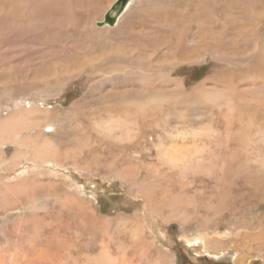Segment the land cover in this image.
Instances as JSON below:
<instances>
[{"label":"rangeland","instance_id":"1","mask_svg":"<svg viewBox=\"0 0 264 264\" xmlns=\"http://www.w3.org/2000/svg\"><path fill=\"white\" fill-rule=\"evenodd\" d=\"M63 1L33 5V39L7 35L0 44V52L15 48L0 58V117L17 102L49 111L40 121L33 114L20 134L56 152L36 163L25 149L8 167L19 147L0 144V264H83L102 244L115 264H264V48L254 55L264 42V0H134L137 9L121 12V35L95 46L90 21L98 25L115 0H73L86 14L71 31ZM47 18L55 26L41 30ZM112 52L123 60L102 63ZM123 57L134 64H120ZM130 68L150 79L112 80ZM141 89L153 94L143 100L161 101L135 118L142 145L96 132L103 113L130 107L118 93ZM159 139L185 160L161 166L155 186L145 169L162 159ZM133 163L145 166L133 179L119 176ZM22 177V193H7L6 180ZM134 180L156 187L151 208Z\"/></svg>","mask_w":264,"mask_h":264},{"label":"bare ground","instance_id":"2","mask_svg":"<svg viewBox=\"0 0 264 264\" xmlns=\"http://www.w3.org/2000/svg\"><path fill=\"white\" fill-rule=\"evenodd\" d=\"M97 1V0H96ZM134 0H127L126 3L124 4L125 7L120 10V13L123 12L126 8V11L128 12V10H130V7L132 9H137L138 7V3H133L130 7L129 5L133 2ZM136 1V0H135ZM200 0L197 1V3H199ZM212 1V0H211ZM46 2V1H45ZM195 1H191V3H194ZM39 3V4H38ZM68 4V10L66 11V14L68 15V24H67V28L69 31H71V29H75L73 26L78 25L79 21L78 18H80L82 15H85L86 13H84V11L79 9V6L76 5L73 0H67L66 2L63 1V4ZM121 3V0H115L112 5L108 8L106 15H108V11L116 8L117 6H119L118 4ZM208 3V1H207ZM215 3V2H214ZM50 4V0L48 2V4H44L43 8L45 6L48 7V5ZM154 5V2L151 3V5ZM15 5V6H14ZM35 5H39L40 6V0H16L15 4H12V2H10L9 0H0V23L3 22L5 23L6 21H10L8 22L9 24H7L6 28L0 30V44H3L1 42L2 39H4L5 37L7 38V35H9L8 38H10L11 36H16V37H21V38H31L33 39V35L34 34H38V26H37V21L35 20L34 17V6ZM97 5V4H96ZM95 6V4H94ZM129 8H128V7ZM12 7L15 8H19V10L13 14V16H9V11L11 10ZM153 7V6H152ZM85 8V6L83 7ZM92 8V7H91ZM96 8V7H94ZM49 9V8H48ZM82 9V8H81ZM89 9V8H88ZM97 9V8H96ZM95 9V10H96ZM209 9V8H208ZM47 9H45L44 11H46ZM43 11V12H44ZM125 11V12H126ZM188 11V10H187ZM225 11V10H224ZM36 12V11H35ZM95 12V11H94ZM124 12V13H125ZM223 12V11H222ZM226 12V11H225ZM228 12V9H227ZM116 15V17H114V12L111 13L112 17L110 16L109 22L100 25V24H95L93 21H90L91 24H89L92 28V30L94 31V37H92L91 39H88L87 41L91 42L90 45L91 46H95L98 43L101 44L103 42L100 43L101 39H108L110 37V39L115 38V36H118L121 31H122V24H123V17L127 14V13H121V14ZM229 13V12H228ZM90 14V13H89ZM124 14V15H123ZM187 14V13H186ZM185 14V16H186ZM42 15V13H41ZM39 15V17L41 16ZM126 17V16H125ZM189 17V16H188ZM226 17V16H225ZM256 20L259 19L258 16H253ZM97 18V17H96ZM224 18V17H223ZM104 18H102L103 20ZM220 19V18H219ZM101 20V21H102ZM95 21V20H94ZM260 21V20H259ZM88 22V23H90ZM100 22V21H99ZM125 22V19H124ZM87 24V23H85ZM59 25V24H58ZM201 25V24H200ZM55 26L54 22H52L50 20V18H47V22L46 24L42 25L40 27L41 30H43L44 28L49 29L50 27ZM86 25L82 26L83 28H85ZM88 27V26H87ZM37 29V30H36ZM39 29V30H40ZM54 29V28H52ZM51 30V29H50ZM255 32V30H251V35H254L253 33ZM250 33V32H249ZM84 34V33H83ZM121 35V34H120ZM92 36V35H91ZM123 37V36H122ZM28 39V41H30ZM3 41V40H2ZM85 41V42H87ZM10 42V41H9ZM21 42V41H20ZM115 42V41H114ZM12 43V42H10ZM16 43V42H15ZM14 43V44H15ZM22 43V42H21ZM108 43V42H106ZM21 45V44H20ZM32 45V43H31ZM30 45V47H31ZM35 46V45H34ZM102 47L101 45H98V47ZM21 47V46H20ZM18 48V47H17ZM33 48V46H32ZM95 48V47H94ZM264 48V42L260 43L258 47H255V51H254V55H259L261 57V52L263 51ZM15 49V48H14ZM12 48H9L6 51H1L0 52V58H2V56L4 54L10 53L12 52V50H14ZM27 50H23L26 51V53H28V51L30 50L29 47L25 48ZM22 49H20L21 51ZM96 50V49H95ZM94 50V51H95ZM93 51V50H92ZM37 52V51H35ZM11 54V53H10ZM15 54V53H13ZM123 55V53L121 52H112V53H107L105 54L101 59H102V63L104 62H109V61H120L122 58L121 56ZM125 60L123 63L120 62V64H124L127 63L129 64L128 66H132L134 63L132 62L131 58L128 57H123ZM247 59V58H246ZM250 59V58H249ZM255 60V56L253 58ZM258 59V57L256 58V60ZM123 60V59H122ZM259 64L261 63L260 60ZM119 63V62H117ZM131 63V64H130ZM126 65V64H125ZM142 65L146 66V63H143ZM127 66V67H128ZM261 66V65H260ZM259 67V66H258ZM108 69V68H107ZM146 70V69H144ZM118 71V67H116V70ZM147 71V70H146ZM114 73V75L112 76L113 79L112 80H116L118 79V76H122L123 78L126 77V79L128 77H131L132 79L137 80V82H140L139 84L143 85L142 82H144L145 79H148L151 75L147 73L144 74H138L137 72H135L132 68L127 69L126 72H124L123 75H118L115 72H111ZM141 73V72H140ZM151 73V72H150ZM109 78V77H108ZM150 79V78H149ZM153 79V78H152ZM163 80L161 77L158 78H154V80ZM121 80V79H119ZM123 80V79H122ZM129 80V79H128ZM142 81V82H141ZM147 81V80H145ZM153 81V80H152ZM176 81V80H175ZM151 82V81H150ZM174 82V81H173ZM156 83V81L153 82V84ZM175 83V82H174ZM145 84V82H144ZM146 86V85H144ZM149 87V84H148ZM178 87V86H177ZM143 88V87H142ZM152 88V86H151ZM150 88V90H151ZM155 88V87H154ZM153 91V89H152ZM151 91V92H152ZM134 92V91H131ZM129 93V92H123V93H118L122 96V98L120 99L122 102H126L125 104H127V102L130 104L129 106H125L128 107L126 109H122L121 114L120 112H117L119 114H116V112H105L103 113V117H100L99 122L96 123V132L101 133L103 136L106 135L109 138H111L112 140H114L117 143H127V145L129 144H136L134 143L135 141H138V144H141L139 142L140 140V136H139V132L142 129V124H139V122L137 123V121L135 122V118L138 117V119H143L145 114L146 109H153L156 107V105L161 102L158 100H151V101H146L143 100L144 98L150 97L151 95H153L152 93H149L148 90H144L141 89L137 92L134 93ZM136 94V95H134ZM155 95V94H154ZM119 96V95H118ZM117 94H113L110 95L111 98L117 99L118 98ZM212 96V95H211ZM214 96V95H213ZM117 97V98H116ZM109 98V95L108 97ZM119 99V98H118ZM136 99H138V101H135ZM159 99V97H158ZM215 99V97H214ZM213 99V100H214ZM217 99V98H216ZM120 102V101H119ZM163 102V101H162ZM148 103V105H146ZM18 102L16 105V109L14 110V112L12 114H10L9 116L2 118L0 117V144L6 143L8 141H12L15 142L17 144V146L19 147L18 151L16 152L15 155L12 156L10 162H7L6 166L8 167H15L17 166V163L19 161V158L21 157H25L26 156V151L25 149H27V151L29 150V156L31 155L32 161L36 162V163H51V159L53 156V150L50 148V146L47 144L48 141H44L40 142L38 140V135L37 136H32V135H27V136H23L21 133L22 130H25L28 125H31V123H34V119L31 118V116L33 114H35V117L37 118V121H40L41 118H43V116L47 115L48 112L46 114H42L41 111H39L38 107H30V105L28 106V108L25 107H19L18 106ZM20 105V104H19ZM121 105V104H120ZM160 105V104H159ZM159 107V106H157ZM231 109V108H230ZM148 112V111H147ZM39 115V116H38ZM44 119V118H43ZM33 121V122H32ZM95 123V122H94ZM144 124V123H143ZM48 126V131H52L53 127L51 124H45L44 128H46ZM35 129V128H34ZM23 132V131H22ZM24 133V132H23ZM142 134V133H141ZM20 135V136H19ZM8 140V141H7ZM6 141V142H5ZM80 145V144H79ZM142 145V144H141ZM169 144H162V142L159 139V142L157 143V152L159 155L162 156V159L159 160L158 165H152V164H148L150 168L145 169L149 172L152 173V176L155 178L154 179V184L155 186H158V180L160 177V174L162 173V167L161 166H167V167H176L178 166L180 161H184V158H178V156L176 154H174L173 152L169 151V147H167ZM78 146V145H77ZM79 147V146H78ZM140 147V146H139ZM141 148V147H140ZM173 148V147H172ZM119 149V148H118ZM142 149V148H141ZM196 149V148H195ZM57 151V150H56ZM56 153V152H55ZM54 153V154H55ZM180 157V156H179ZM199 158V157H198ZM200 160V159H199ZM55 164V163H54ZM132 164V163H131ZM135 163H133V165H127L126 168H124L122 174L120 172L121 177H128V179H133L131 177V172L137 171L139 169H141L142 167L145 166V163H141L138 165H134ZM151 165V166H150ZM110 166V165H109ZM123 166V165H122ZM199 166V165H198ZM121 170V169H120ZM117 171V170H116ZM25 171H21L20 175H23ZM118 172V171H117ZM25 176V175H23ZM149 177V175L147 176ZM25 177H22L18 182L15 181L14 183H11V180H6V184H8L9 187H11L10 189H8L7 193H11L12 191L16 192L17 190L20 191L21 190V186L22 183L20 182L21 180H23ZM128 181V180H127ZM160 181V180H159ZM25 182V181H24ZM129 182V181H128ZM144 180L141 182L139 181L138 183L134 180V186H135V190L137 192H139L142 196L145 197L146 200H144L146 203V205L150 206L151 208V203L152 201H154L153 198V191L156 190V187L152 186L149 184L148 181L145 182V185H143ZM26 183V182H25ZM23 183V184H25ZM130 183V182H129ZM24 187V186H23ZM160 187V186H159ZM13 188V190H11ZM71 188V187H70ZM23 190V189H22ZM21 192V191H20ZM5 193V192H4ZM22 193V192H21ZM62 193V192H61ZM172 193V192H171ZM159 195V194H158ZM67 200V199H66ZM70 200H75V199H70ZM165 200V199H164ZM65 201V200H64ZM156 201V200H155ZM66 202V201H65ZM68 202V201H67ZM71 201H69L68 203H70ZM75 202V201H74ZM72 202V203H74ZM151 202V203H150ZM76 203V202H75ZM90 203V202H89ZM168 203V202H167ZM172 203V202H171ZM153 204V203H152ZM159 204V203H158ZM80 206H82L81 204H79ZM84 207H86L84 205ZM146 207V206H145ZM153 209V206H152ZM151 209V210H152ZM78 210V209H77ZM85 210V209H84ZM90 210V209H89ZM149 210V209H148ZM78 212V211H77ZM180 212V211H179ZM167 213V212H166ZM177 213V212H176ZM87 214V213H86ZM92 214V213H91ZM174 214V213H173ZM172 214V215H173ZM179 214V213H178ZM175 215V214H174ZM164 217V216H163ZM165 219V217H164ZM163 219V221H164ZM217 239L213 240L212 242V246L215 248V244L217 243ZM216 242V243H215ZM101 253L99 255H94V256H87V257H91V258H87L88 262H92L91 264H99V262H101L102 264H115L116 260L112 257V255L109 254L106 246L104 244H102L101 247ZM140 252V251H139ZM170 259V258H169ZM83 264H86V261ZM239 260V257L236 259V261ZM71 264H78L77 260H73ZM89 264V263H88Z\"/></svg>","mask_w":264,"mask_h":264},{"label":"water","instance_id":"3","mask_svg":"<svg viewBox=\"0 0 264 264\" xmlns=\"http://www.w3.org/2000/svg\"><path fill=\"white\" fill-rule=\"evenodd\" d=\"M126 1L127 0H121V3L118 4L119 6L116 7L119 9L113 8V11L116 9L114 11V15H115L114 17H116V15H118L120 13V10H122L125 7L124 4L126 3ZM110 16L112 17V15L109 12L108 15L104 16V19L102 21L98 22V24L103 25V24L109 22Z\"/></svg>","mask_w":264,"mask_h":264},{"label":"crops","instance_id":"4","mask_svg":"<svg viewBox=\"0 0 264 264\" xmlns=\"http://www.w3.org/2000/svg\"><path fill=\"white\" fill-rule=\"evenodd\" d=\"M137 122H138V121H137ZM141 123H142V122H140L139 124H141ZM143 125H144V124H143ZM142 128H143V127H142ZM141 133H142V129H141L140 132H139V136H140V137H141V135H142ZM122 144H123L124 146H127V143H125V142H123ZM126 150H127V149H126Z\"/></svg>","mask_w":264,"mask_h":264}]
</instances>
